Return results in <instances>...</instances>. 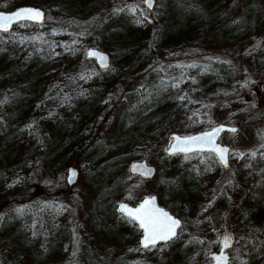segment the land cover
I'll list each match as a JSON object with an SVG mask.
<instances>
[{
	"label": "trees",
	"instance_id": "16d2710c",
	"mask_svg": "<svg viewBox=\"0 0 264 264\" xmlns=\"http://www.w3.org/2000/svg\"><path fill=\"white\" fill-rule=\"evenodd\" d=\"M168 1L159 0L158 17L137 4L112 6L109 0H0V8L34 3L45 10L40 23L22 20L0 31L3 263L146 264L145 257L150 261L164 253L166 264H207L216 237L208 245L195 235L183 238L180 230L185 220L181 219L173 238L140 247L139 228L116 209V201L130 196L145 179L128 171L129 159L144 157L154 141L165 138L173 120L188 121L190 131L206 125L228 104L237 110L257 105L253 75L264 63V40L233 52L234 65L200 50L184 55L196 59L169 58L191 75V81L183 84L174 75L146 69L118 92L117 76L157 54L158 61L165 60L166 52L194 40L228 43L249 36L264 28V0H238L239 9L233 14L227 10L229 0H177L181 12H171ZM89 40L112 55L107 68L85 56ZM245 96L251 100H244ZM197 111L205 113L204 119L191 121ZM111 115L113 130L108 142L102 143L94 137L93 127ZM90 127L92 134H88ZM80 142L87 199H79L84 229L77 241L66 210L49 197L63 193L62 178L54 174L63 169L68 151ZM104 144L106 149L101 150ZM158 149L163 150L162 145ZM250 153L243 154L244 169L234 179L240 224L248 236L233 245L228 264L235 260L264 264V257L255 260L264 240V157L260 160L256 151ZM174 154L180 158L172 171L162 175L166 164L160 162L155 172L160 203L178 216L186 205H193L204 221L208 208L227 203L224 186L203 206L198 195L207 183L215 182L212 172L220 164L210 151ZM92 235L102 237L110 247L104 251L88 247L84 240ZM137 249L144 254H135Z\"/></svg>",
	"mask_w": 264,
	"mask_h": 264
},
{
	"label": "rangeland",
	"instance_id": "374dc122",
	"mask_svg": "<svg viewBox=\"0 0 264 264\" xmlns=\"http://www.w3.org/2000/svg\"><path fill=\"white\" fill-rule=\"evenodd\" d=\"M108 3L112 6H118L126 3H134L137 4L139 9H141L143 12L148 13V11H152L158 17H161L159 0H154L151 9H147L143 5L141 0H109ZM167 4L169 5L171 12H176L178 9L181 8V4L177 0L168 1ZM238 4V0H229V5L227 7L228 13L233 14L237 12L239 9ZM206 35L208 36L210 35V33H206ZM263 40L264 28L259 27L256 28L255 31H253L249 36L246 35L245 37L233 42H215L214 40H207L206 42H203V40H194L189 43H185L183 44V46H180L179 49L166 52L165 60L163 59L162 61H158L160 54H157L154 58H146L142 62H137L136 64H134L133 68L128 71L127 74L123 73L122 71H119L120 73L117 76V90L118 92L123 90L124 87L127 85L128 81L131 80L132 77L137 74V72L146 69L160 71L161 73L166 75H174L175 78L183 84L186 81H191V75L187 74L180 67V64L174 63V60L169 58L181 56L182 61L196 59L198 58V56H192L188 59V57H185L184 55L193 51L200 50L207 54L211 53L210 55H212L214 58L219 59L220 61H228L231 65H234V62H237V60L232 62L233 56L231 54L233 52H240L241 50L249 49L256 43ZM88 44L93 43L91 42V40H89ZM88 44H85V46ZM109 55L111 58L112 55L110 53ZM261 65L262 66L259 69V73L256 72L253 75V87L256 89L254 100L258 102L257 105L251 108L250 110L248 107H245L244 110H237L236 106L228 104L223 110L218 111L217 114H215L213 118L209 122H207L206 125L204 124L203 126H208L209 124L215 121H225L236 124L235 132L224 130L219 135L220 141L229 144L228 166L223 167L219 165V167L212 172L214 174L215 182L207 183L208 185L206 186V188L202 187L199 190L201 192L203 191V193H198L201 199V205L203 206L205 204V201H208L210 197L216 191H218L220 187L224 186L226 188L225 193L227 196L226 205L218 208H208L205 212L206 219L204 221L200 220V217L197 213V209L193 205H186V208L179 216L181 219H183V221L185 220V224L181 226L182 230H180V233L182 234L183 238H186L189 234L195 235L200 240L202 239L205 245H208L210 244L211 239H213V237H216L215 245L213 247H209L208 250L216 248L220 232L229 229L233 235V240L230 246L227 247L229 255L234 253L233 245L239 244L240 242L244 241L248 236V231H246V229L243 228L240 224L238 208L239 190L235 186V176L240 173V169H244L246 162L244 160L243 154H246L247 156L248 152H251L250 154H253L256 151L259 154L258 158L260 160L264 157V63H262ZM229 86L230 85L228 84V87ZM227 89L228 88L226 87V90ZM244 100L249 101L251 100V97L245 96ZM230 114L232 115L230 116L231 118L228 117V115ZM204 117L205 113L197 111L193 114L191 121H201V119H204ZM187 123L188 121L183 119L173 120L171 125L165 131V138H163L162 140L158 139L151 144V148H149V151L144 155V158L148 162L154 164L155 172L160 168V162H164V164H166L164 167H161L160 171L162 175H165L172 171L174 165L179 161V155L166 154L163 152V150L158 149V145H162V147L165 146L168 141L167 132L170 130H176L178 132L188 131L186 130ZM113 126V116L111 115L108 118L105 116L95 128L93 127L94 137L97 136L95 138H98V140H100L102 143H107V139L111 135ZM91 130L92 128L90 127L88 130V134H92L93 131L91 132ZM81 143L82 142L78 143L73 149L68 151L69 158L67 163H72L78 168L77 179L72 184H67L64 179L63 167L60 172H56L54 174L55 177L60 175L62 178V182L64 184L62 190L63 193L59 195L54 194L49 197L50 201L53 204L61 205L63 209L66 210V213L69 218V224L73 229L76 230V232L74 233V238L77 241H81L80 239L83 236L84 229V219L82 220L81 218L80 200L87 199V196L85 195L87 186L82 178L81 170L82 160L84 159V157L82 154H78V146H80ZM75 148L77 149L75 150ZM104 149H106L105 144L101 147V150ZM156 181L157 175L155 173L152 177L143 179L139 184L136 185V187L133 188L134 190L131 192L130 196L126 197V199L130 202H134L145 193H156ZM21 187L19 186L18 188ZM156 195L158 201L160 202L158 194ZM75 197H79L78 200L75 199ZM76 202H78L79 204H76ZM200 227L202 228L200 229ZM77 231H79V233ZM84 242L88 244V247H94V249H97L99 251H104L106 247H110V243H108L106 240H104L98 235H92L86 241L84 240ZM261 247L262 249L259 252L260 254L255 258V260L257 261H259L261 257H264V240L262 241ZM139 253L143 252H141L140 249L135 250V254ZM145 259L146 264H166L164 253H158L155 256V259L152 258V260L150 261L147 260V257H145ZM6 262L8 261L6 260ZM0 264L6 263L0 261ZM233 264H242V262L235 260Z\"/></svg>",
	"mask_w": 264,
	"mask_h": 264
},
{
	"label": "snow or ice",
	"instance_id": "6c2138e0",
	"mask_svg": "<svg viewBox=\"0 0 264 264\" xmlns=\"http://www.w3.org/2000/svg\"><path fill=\"white\" fill-rule=\"evenodd\" d=\"M149 7H151V0H147ZM43 13L38 9L33 8H22L17 10L15 13L10 15H5L0 13V30L7 31L12 22H20L22 20H29L38 22L42 20ZM89 56H98L102 66L107 68L106 57L96 51L90 50L88 52ZM183 99V97H180ZM223 128L214 129L213 132L204 133L201 136L196 137H173L174 143L171 145L169 151L171 153L176 152H189L192 150L191 145H196L197 148L203 149L205 146L209 147L210 150L215 151L222 163L227 166L226 153L228 149L213 147L214 134L222 131ZM230 131L235 132L236 129H230ZM255 155V153H253ZM136 165L133 166V171L137 170ZM143 175H150V170H145L142 172ZM75 171H71L69 179L75 177ZM120 212L129 220V222L137 223L139 228L143 230V237L141 240V245L143 248L154 247L158 241H168L176 235V228L179 226L180 222L168 213L164 212L163 209H159L155 206V198H147L139 205L137 208H129L126 204H121L119 208ZM231 238L225 235L223 240V247L227 248L230 246ZM214 260L217 264H226L227 257L224 255L223 251L219 255H215Z\"/></svg>",
	"mask_w": 264,
	"mask_h": 264
},
{
	"label": "water",
	"instance_id": "95a60500",
	"mask_svg": "<svg viewBox=\"0 0 264 264\" xmlns=\"http://www.w3.org/2000/svg\"><path fill=\"white\" fill-rule=\"evenodd\" d=\"M141 1H142L143 5L147 9H151L152 6H153V3H154V0H151V7H149V4H148L147 0H141ZM22 8L38 9V10H40L43 13L42 20H40L38 22L29 21V20H25V21H29V22H32V23H40V22L43 21L44 16H45V10H44V8L42 6H40L38 4H34V3H18V4H15V5L11 6V7H8V8H0V13H3L5 15H10V14L15 13L17 10L22 9ZM14 23H16V22L14 21V22L11 23L9 29L11 28V26ZM0 31H3V30H0ZM90 50L96 51L98 53L103 54L107 58L106 59V63L108 65V63L110 61V55H109V53H108V51L106 49H104L102 47H98L96 45H92V44L86 45L84 47L85 56L91 58L98 67H103L98 56H89L88 55V52ZM217 128H223L222 131H224V130H229L230 131V129H233V128L236 129V124L230 123V122H225V121H215V122H212L211 124H209L208 126L197 128V129L190 130V131L178 132L176 130H170V131L167 132L168 141L165 144V146L163 147V151L166 154H173V153H171L169 151L171 145L174 143L173 137L178 136V137H181L183 139L185 137L201 136L204 133L213 132V130L217 129ZM222 131H220L219 133L214 134V139H213L212 146L213 147H217L218 146L220 148H226L229 151V144L219 140V135L221 134ZM191 147H192L191 151L196 150V151H210V152H212L215 155V157H216L217 161L219 162V164L221 166H223V167H227L228 164H229V162H228V151L226 153L227 166H225V164L220 161L218 154L215 151L210 150L209 147L205 146L203 149L197 148L196 145H191ZM176 153H185V152H176ZM134 165L138 166L136 171H133V166ZM127 168H128V171L130 173L137 174V175H139L141 177H144V178L152 177L154 175V173H155L154 164L151 163V162H148L144 157H134V158L129 159L128 164H127ZM145 170H150V175H147V176L143 175L142 172L145 171ZM71 171H75L76 175H75V177L73 179L70 180L69 177H70ZM77 175H78V168L72 163H66L65 166H64V179H65V182L67 184H72L77 179ZM152 197L155 198V206L157 208L163 209V211L168 213L169 216H171L172 218L178 220L181 223V218L178 215L174 214L166 206H164L163 204H161L158 201L157 195H156L155 192L145 193V194L141 195L134 202H130V201H128L125 198H119L116 201V209L120 212L119 208H120L121 204H126V205H128L129 208H137V207H139V205L141 203H143V201L145 199L152 198ZM135 224L139 228L138 224L137 223H135ZM177 228H176V231H177ZM225 235L230 236V238H231L230 244H231V242L233 240L232 232L229 229L221 231L220 234H219V237H218V243H217L216 248H212V249H210L208 251L209 260H208L207 264H217V262L214 260L213 257L215 255H219L221 253V251H223L224 255L227 257L226 264H228L229 252H228L227 248L223 247V240H224ZM142 237H143V230L139 228V234H138V237H137V244L140 247H142V245H141ZM158 242H161V241H158Z\"/></svg>",
	"mask_w": 264,
	"mask_h": 264
}]
</instances>
